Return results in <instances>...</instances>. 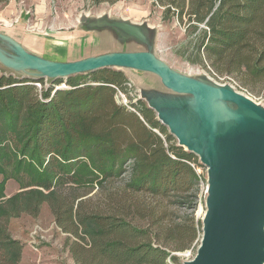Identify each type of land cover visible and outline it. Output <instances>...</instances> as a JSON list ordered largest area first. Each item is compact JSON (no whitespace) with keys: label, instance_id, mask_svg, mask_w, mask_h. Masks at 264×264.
Returning <instances> with one entry per match:
<instances>
[{"label":"trees","instance_id":"16d2710c","mask_svg":"<svg viewBox=\"0 0 264 264\" xmlns=\"http://www.w3.org/2000/svg\"><path fill=\"white\" fill-rule=\"evenodd\" d=\"M153 5L190 34L198 31V58L216 78L234 75L244 86L264 84V0ZM44 80L0 74V264H18L23 250L7 223L23 210L37 214L43 203L67 235L75 264H180L175 254L200 239L201 221L193 213L172 221L161 203L176 197L170 204L195 209L188 201L202 178L198 157L178 146L142 99L129 104L132 110L118 101L117 91L128 96L131 90L123 71L71 76L65 89L59 88L63 79H50L48 88ZM9 178L42 191L2 201Z\"/></svg>","mask_w":264,"mask_h":264},{"label":"water","instance_id":"95a60500","mask_svg":"<svg viewBox=\"0 0 264 264\" xmlns=\"http://www.w3.org/2000/svg\"><path fill=\"white\" fill-rule=\"evenodd\" d=\"M136 43H147L149 29L127 21H103ZM101 25V24H100ZM13 58L0 49V63L15 71L35 70L37 79H67L101 69L139 70L155 75L170 91L148 95V107L180 147L193 153L207 170V198L195 256L183 264H264V110L231 87L189 78L170 69L148 50L107 53L59 63L24 52ZM61 89V88H60ZM255 117L236 118L225 133L214 132V101ZM236 108V109H235ZM230 116L229 112L224 117Z\"/></svg>","mask_w":264,"mask_h":264},{"label":"rangeland","instance_id":"374dc122","mask_svg":"<svg viewBox=\"0 0 264 264\" xmlns=\"http://www.w3.org/2000/svg\"><path fill=\"white\" fill-rule=\"evenodd\" d=\"M105 20H125L148 28L146 35L148 44L123 39L122 35L118 42L116 32L101 23ZM199 28H204V25H200ZM197 33L198 31L193 34L187 32L186 26L175 18H164L163 8L153 5V0H120L112 5L108 3L94 5L91 0H8L5 5L0 6V49L10 57L24 58L25 52L47 61L67 63L107 53L148 50L175 72L189 78L210 80L229 86L250 98L264 110V84L244 86L234 75H220L221 78H216L209 63L203 57L198 58ZM91 38L95 41L93 45ZM85 39H90L88 46L84 45V42L89 43ZM59 43H75L78 49H74L75 52L71 56L65 55L64 51L60 52L58 49L52 53L49 47ZM124 73L133 87L131 95H125L124 98L128 104L136 103L135 99L142 97L140 89L142 78L147 80L143 83L159 87L164 91L153 75L139 73L137 79L140 81H137L133 76V70L126 69ZM0 74H12L21 79L33 80L38 77V72L35 70L15 71L1 63ZM44 79L43 86L50 87L52 84L50 78ZM59 88H67L64 79ZM117 98L121 103V98ZM199 173L202 175L200 185L196 193L192 194L193 198L188 201L195 205V209H189L188 203L170 204L178 200L176 197L161 203L167 208L172 221H178L191 213L195 219L202 220L207 198L206 168L204 167ZM126 180L127 175L116 185L123 186ZM38 190L41 189L21 185L13 178H9L3 187L1 199L5 201L15 196L32 195ZM143 200L151 206L155 203L149 196H144ZM18 204H22V198L18 200ZM147 223L143 221L141 224L145 226ZM7 229L12 238L23 245L18 264H75L65 246L67 235L56 227L46 203L40 206L37 214L23 210L18 218L10 219ZM198 244L199 240L191 249L175 254L180 264L193 259Z\"/></svg>","mask_w":264,"mask_h":264},{"label":"crops","instance_id":"0c3cea01","mask_svg":"<svg viewBox=\"0 0 264 264\" xmlns=\"http://www.w3.org/2000/svg\"><path fill=\"white\" fill-rule=\"evenodd\" d=\"M113 21H116V20H113ZM117 21H120V20H117ZM122 21H125V20H122ZM128 22V21H127ZM129 23H132V22H129ZM132 24H135V23H132ZM137 25H140V24H137ZM112 31H114V30H112ZM116 32V35L118 36V38H116L117 39V41L119 42V39H120V33H118L117 31H115ZM86 41H88L89 43H86V42H84V45L85 44H87V46L90 44V39H85ZM91 41H93V38H91ZM78 44H80V43H78ZM93 44H95V41H93L92 42V45ZM77 46L78 45H76L75 43H67V44H65V43H59L58 45L56 44V45H54V47H49V49L51 50V52L53 53V51H55V49H58V51H64L65 53V55H67V56H71L72 54H73V52H75V50L76 49H78L77 48ZM54 48V49H53ZM75 49V50H74ZM133 76L134 77H136V80L137 81H140V80H138L137 78H139L138 76V74L139 73H141V74H150V75H153V74H151V73H147V72H143V71H139V70H133ZM132 74V73H131ZM153 76H155V75H153ZM133 77V78H134ZM127 78H128V76H127ZM130 78V77H129ZM155 78H157L156 76H155ZM143 80H141V81H143V82H146L147 80L145 79V78H142ZM129 80V79H128ZM157 80L160 82V80L157 78ZM141 83L142 84V86L140 87V89H141V91H143L144 93H148V95H151V97L152 96H155V95H166V94H170V91L169 90H167L162 84H161V82H160V84L162 85V87L164 88V91L163 90H161V89H159V87L158 88H156V87H154V86H151V85H149V84H147V83ZM167 92V93H166ZM147 99V97H145V98H143V101H144V103L146 104V106L148 107V101L146 100Z\"/></svg>","mask_w":264,"mask_h":264},{"label":"bare ground","instance_id":"6f19581e","mask_svg":"<svg viewBox=\"0 0 264 264\" xmlns=\"http://www.w3.org/2000/svg\"><path fill=\"white\" fill-rule=\"evenodd\" d=\"M214 109L216 112V123L214 128V132L216 135L225 133V131L229 129L232 124H234L236 118H240L243 116L255 117L254 114L246 110H242L240 113L232 111L230 107L226 106L223 98H218L214 101ZM226 112H229L230 116L224 117V114Z\"/></svg>","mask_w":264,"mask_h":264},{"label":"built area","instance_id":"2783aa9c","mask_svg":"<svg viewBox=\"0 0 264 264\" xmlns=\"http://www.w3.org/2000/svg\"><path fill=\"white\" fill-rule=\"evenodd\" d=\"M129 89H131L130 90V93H129V95H131V91L133 90V87H132V85L131 84H129ZM117 97H120L121 98V103L124 105V106H126L127 108H129V109H131L130 107H129V104L127 103V101L126 100H124V98L126 97L124 94H122L120 91H117ZM138 99H140V97L138 98ZM135 100H137V99H135ZM132 110V109H131ZM193 168H194V166H192ZM196 170V169H195ZM196 172H197V174L199 175V171H197L196 170Z\"/></svg>","mask_w":264,"mask_h":264}]
</instances>
